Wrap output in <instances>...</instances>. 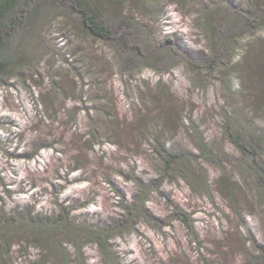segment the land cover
<instances>
[{
	"label": "rangeland",
	"instance_id": "1",
	"mask_svg": "<svg viewBox=\"0 0 264 264\" xmlns=\"http://www.w3.org/2000/svg\"><path fill=\"white\" fill-rule=\"evenodd\" d=\"M129 10L146 53L169 37L170 63L153 54L128 73L107 43L55 17L33 39L31 66L0 87V227L32 211L92 230L134 197L146 218L105 253L81 236L12 231L0 264H251L264 251L251 164L264 166V0H133ZM224 12L242 22L231 57L214 23ZM243 119L257 129L253 161L230 140ZM160 145L182 164L165 167Z\"/></svg>",
	"mask_w": 264,
	"mask_h": 264
},
{
	"label": "trees",
	"instance_id": "2",
	"mask_svg": "<svg viewBox=\"0 0 264 264\" xmlns=\"http://www.w3.org/2000/svg\"><path fill=\"white\" fill-rule=\"evenodd\" d=\"M132 4L133 0H0V87H6L10 80L20 76L22 69L31 66V57L40 50L39 45L37 46L33 39L41 38L40 32L49 26L51 18L55 17L80 28L89 38L107 43L113 55L120 58L122 66L128 73L139 72L145 67V62L150 59L149 56L153 54L170 63L173 59L169 48L173 44L169 42V37H165L162 42L157 44L152 50L153 53H146L147 40L142 38V27L136 19L138 14L135 13L136 17L130 14L129 6ZM119 6L123 8L118 9ZM217 19L214 20V23L219 30V45L221 46L225 42L229 49L228 55L231 57L236 50L239 15L226 13L218 16ZM240 24L242 25V22H239ZM128 31L131 32L128 34ZM255 33V30H250L249 35L254 36ZM219 45L218 48H220ZM218 48L211 47L210 51H217ZM46 56L44 55V57ZM212 57L214 58L215 55L212 54ZM149 66L147 67L154 72H159L157 66ZM169 70L166 69L165 72ZM144 110H149V108L147 109L145 106ZM102 119L109 125L116 117L108 111H104ZM243 122L236 123L235 128L231 126L230 130L231 132L233 130L235 134L230 133V140L243 157L253 161V156H256L260 149L257 129L250 121L243 119ZM95 134V132L90 134V138H97ZM250 149L254 151L252 156L249 153ZM161 150L165 167L173 170L177 168L178 164H182V155L170 153L162 146ZM251 164H253V171L258 177L257 192L264 198V166L253 162ZM181 177L183 180H187L185 176ZM145 203L146 199L134 197L132 202L122 207L123 215L92 227V230L84 224L71 222L68 213L65 216L61 214L49 218L32 215V211H27L18 225H12L15 218L9 217L3 220L0 236L8 235L12 231L16 232L17 236L25 238L39 236L46 240L56 235L69 238L81 236V238L91 239L89 241L98 246L99 252L105 253L109 250L110 241L116 237L123 238L130 235L137 224L146 218ZM76 240L79 241V238ZM71 245L74 246V243ZM74 248L79 255L82 246ZM261 252L253 256L251 264H264V251L260 254Z\"/></svg>",
	"mask_w": 264,
	"mask_h": 264
}]
</instances>
